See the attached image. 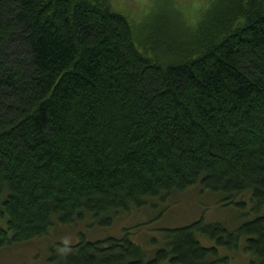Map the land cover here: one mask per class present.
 Returning <instances> with one entry per match:
<instances>
[{
	"label": "trees",
	"instance_id": "1",
	"mask_svg": "<svg viewBox=\"0 0 264 264\" xmlns=\"http://www.w3.org/2000/svg\"><path fill=\"white\" fill-rule=\"evenodd\" d=\"M179 17L148 44L110 0H0L1 253L199 187L238 221L126 227L40 264H264V0H209L186 37Z\"/></svg>",
	"mask_w": 264,
	"mask_h": 264
},
{
	"label": "rangeland",
	"instance_id": "2",
	"mask_svg": "<svg viewBox=\"0 0 264 264\" xmlns=\"http://www.w3.org/2000/svg\"><path fill=\"white\" fill-rule=\"evenodd\" d=\"M113 7L128 16L137 26L140 37L145 43L156 44L154 37L157 32L160 35L165 27L160 22L168 15L170 8L180 10L179 17L181 37H186L188 30L192 29L202 16L203 10L209 0H110ZM177 24V23H176ZM189 27V29H188ZM176 34V36H177ZM158 38H161V35ZM175 36V35H174ZM175 36V37H176ZM209 191L199 187H192L184 193H175L166 200L153 197L144 206L126 213V215L113 218L109 224H103L100 220L88 219L74 225H62L53 227L48 237H43L35 243H22L10 253L0 252V264H40L45 262L46 256L52 248L61 244H73L82 238L95 239L108 235H119L124 228L130 227L134 231V239L146 241L147 237L159 234L163 228L189 223L199 216L206 220L219 219L234 224L242 214L240 207H235L238 200L219 202ZM144 236V237H142ZM146 237V238H145ZM32 243V242H31ZM225 251H227L225 249ZM231 252V251H230ZM36 253L39 257H35ZM232 253V252H231ZM233 254V253H232ZM249 259L245 253L235 255L230 264H248Z\"/></svg>",
	"mask_w": 264,
	"mask_h": 264
}]
</instances>
